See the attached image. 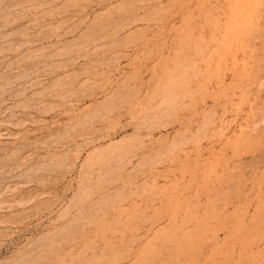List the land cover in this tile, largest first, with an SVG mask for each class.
<instances>
[{
	"label": "rangeland",
	"instance_id": "1",
	"mask_svg": "<svg viewBox=\"0 0 264 264\" xmlns=\"http://www.w3.org/2000/svg\"><path fill=\"white\" fill-rule=\"evenodd\" d=\"M0 264H264V0H0Z\"/></svg>",
	"mask_w": 264,
	"mask_h": 264
}]
</instances>
